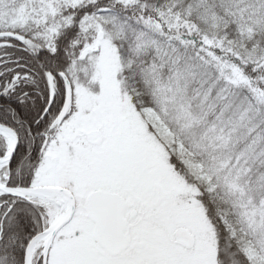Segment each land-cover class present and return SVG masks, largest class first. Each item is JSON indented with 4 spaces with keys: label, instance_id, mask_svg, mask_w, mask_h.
I'll return each mask as SVG.
<instances>
[{
    "label": "snow or ice",
    "instance_id": "obj_1",
    "mask_svg": "<svg viewBox=\"0 0 264 264\" xmlns=\"http://www.w3.org/2000/svg\"><path fill=\"white\" fill-rule=\"evenodd\" d=\"M0 264H264V0H0Z\"/></svg>",
    "mask_w": 264,
    "mask_h": 264
}]
</instances>
